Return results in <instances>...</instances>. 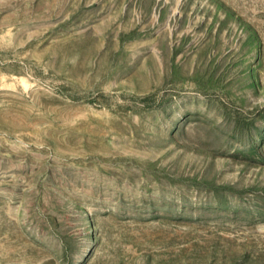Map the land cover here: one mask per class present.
Segmentation results:
<instances>
[{"label":"rangeland","instance_id":"374dc122","mask_svg":"<svg viewBox=\"0 0 264 264\" xmlns=\"http://www.w3.org/2000/svg\"><path fill=\"white\" fill-rule=\"evenodd\" d=\"M0 264H264V0H0Z\"/></svg>","mask_w":264,"mask_h":264}]
</instances>
